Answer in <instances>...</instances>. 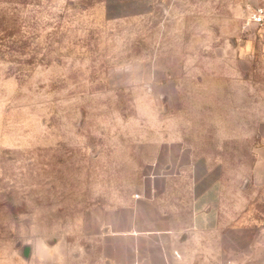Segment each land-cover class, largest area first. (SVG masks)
<instances>
[{"label": "rangeland", "instance_id": "rangeland-1", "mask_svg": "<svg viewBox=\"0 0 264 264\" xmlns=\"http://www.w3.org/2000/svg\"><path fill=\"white\" fill-rule=\"evenodd\" d=\"M132 2L0 0V264L122 260L109 217L161 198L178 141L219 172L223 258L254 261L264 58L259 33L243 35L250 0Z\"/></svg>", "mask_w": 264, "mask_h": 264}, {"label": "crops", "instance_id": "crops-1", "mask_svg": "<svg viewBox=\"0 0 264 264\" xmlns=\"http://www.w3.org/2000/svg\"><path fill=\"white\" fill-rule=\"evenodd\" d=\"M142 1L147 0H133V13L145 11ZM255 5L264 6V0H250L249 12ZM254 32L260 35L264 58V24H249L243 35L251 36ZM254 129L255 158L248 187L257 190L258 200L264 203V120ZM171 144H177L180 149L175 155V169L170 176L164 172L160 175L164 184L161 198H153V194L139 195L124 212L109 217L112 221L108 224L112 232L110 236L123 238V254L127 255L122 260L109 256L107 264H243L223 258L228 239L221 222L222 186L218 170L199 160L179 141ZM169 177L170 187L167 185ZM155 191V186L149 187V193ZM253 221H256L253 225L258 226L259 232L250 239L254 242L255 253L254 261L249 264H264V211ZM239 237L240 233H237L236 240ZM257 242L263 248L260 252Z\"/></svg>", "mask_w": 264, "mask_h": 264}, {"label": "built area", "instance_id": "built-area-1", "mask_svg": "<svg viewBox=\"0 0 264 264\" xmlns=\"http://www.w3.org/2000/svg\"><path fill=\"white\" fill-rule=\"evenodd\" d=\"M255 24L256 26H261L264 24V6L263 5H255L249 14V18L246 23L243 25V29L249 24Z\"/></svg>", "mask_w": 264, "mask_h": 264}, {"label": "water", "instance_id": "water-1", "mask_svg": "<svg viewBox=\"0 0 264 264\" xmlns=\"http://www.w3.org/2000/svg\"><path fill=\"white\" fill-rule=\"evenodd\" d=\"M24 254H26V252Z\"/></svg>", "mask_w": 264, "mask_h": 264}]
</instances>
